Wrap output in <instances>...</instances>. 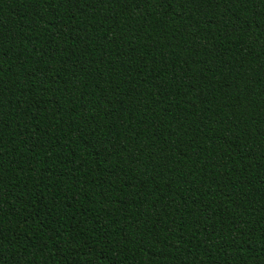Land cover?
<instances>
[{
	"label": "trees",
	"instance_id": "trees-1",
	"mask_svg": "<svg viewBox=\"0 0 264 264\" xmlns=\"http://www.w3.org/2000/svg\"><path fill=\"white\" fill-rule=\"evenodd\" d=\"M0 264H264V0H0Z\"/></svg>",
	"mask_w": 264,
	"mask_h": 264
}]
</instances>
